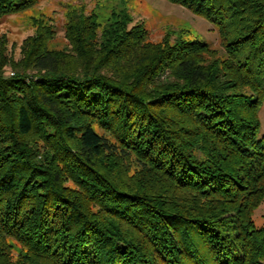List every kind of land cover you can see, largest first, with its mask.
I'll return each mask as SVG.
<instances>
[{"label":"trees","instance_id":"16d2710c","mask_svg":"<svg viewBox=\"0 0 264 264\" xmlns=\"http://www.w3.org/2000/svg\"><path fill=\"white\" fill-rule=\"evenodd\" d=\"M168 1L224 52L68 6L0 73V264H264V0Z\"/></svg>","mask_w":264,"mask_h":264},{"label":"rangeland","instance_id":"374dc122","mask_svg":"<svg viewBox=\"0 0 264 264\" xmlns=\"http://www.w3.org/2000/svg\"><path fill=\"white\" fill-rule=\"evenodd\" d=\"M68 6L81 7L85 12L96 13L102 22L111 11L123 8L129 13L132 23L141 22L149 31L148 39L152 42L164 40L166 34L169 42L178 37L204 39L219 53L224 52L216 28L202 16L188 8L168 0H41L35 6L17 13L6 14L0 20V73L3 76L14 75L15 71L26 74L35 73L29 66L27 69L14 68L24 55L26 40L36 30L35 22L53 26L54 34L47 47L62 50L69 45L65 36V12ZM259 119L261 130H264V101L260 105ZM99 132H104L96 124ZM66 184L73 185L69 180ZM256 225L264 224V205H259L252 214Z\"/></svg>","mask_w":264,"mask_h":264}]
</instances>
